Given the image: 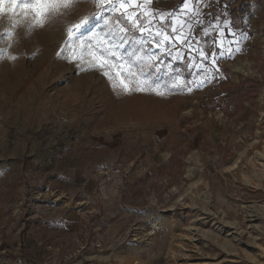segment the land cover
<instances>
[{"label":"rangeland","instance_id":"rangeland-1","mask_svg":"<svg viewBox=\"0 0 264 264\" xmlns=\"http://www.w3.org/2000/svg\"><path fill=\"white\" fill-rule=\"evenodd\" d=\"M207 11L249 38L199 87L194 51L157 48L107 5L79 0L27 35L19 9L14 29L0 13V264H264V0ZM93 15L72 61L67 29ZM191 22L193 50L210 48ZM89 45L117 67L81 71ZM150 55L151 88L114 92L102 72Z\"/></svg>","mask_w":264,"mask_h":264},{"label":"snow or ice","instance_id":"snow-or-ice-1","mask_svg":"<svg viewBox=\"0 0 264 264\" xmlns=\"http://www.w3.org/2000/svg\"><path fill=\"white\" fill-rule=\"evenodd\" d=\"M79 2V0H0V13H9L10 23L9 28H16L20 22L14 19L17 15V10L23 14V25L25 27V34L30 33L34 28L43 27L50 16L61 14L62 9H68L73 4ZM98 7L107 5L113 11H120L121 16L126 20L134 29H138L141 35L147 33L153 37L155 46L159 48L161 45L169 47L170 45H186L189 52L194 51L195 55L199 57V62L193 63V67L201 70L204 73V80H201L200 84L205 80L210 81L213 77V71L218 72V57L224 56L226 53L231 54L232 45H238L240 39H248V34L239 31L237 25L219 14L208 12L207 9L212 7V0H181V6L177 12H158L150 7L155 3V0H93ZM205 18L208 19V23L205 25ZM95 19V15L92 17H84L79 23L72 25L67 29L68 39L65 41V48L71 51V60H79L84 63V51L85 42L81 41L80 54L77 55V50L71 47L75 43L77 34L82 29H87V25L91 20ZM191 21H195V25L199 26L200 31L204 36L210 37L212 40V46L210 48L196 47L194 50L189 43L190 34L193 32L194 25ZM214 21V23H213ZM119 30L125 32L126 29L120 25H117ZM155 28V31H153ZM14 35V31L5 30L0 33V40L9 38ZM226 36H231L233 39L228 40L225 45ZM194 39V38H193ZM198 43V42H197ZM11 46V45H9ZM64 49L61 50V52ZM7 49L0 48V58L4 57ZM236 51H240L237 47ZM58 53L57 55H60ZM87 54L91 58L87 61L89 67L81 68V71H87L91 67L105 69L113 68L117 66L110 64L109 59L103 54L97 55L95 51L89 48ZM171 53L169 52V55ZM111 57H115L116 53L111 52ZM9 60H15V56H8ZM195 60V57H192ZM159 58L155 55L140 56L137 58L136 63H129L127 65L120 64L119 70L115 72L113 76L109 71H103L102 74L109 80L110 86L114 92L120 94H131L132 92H144L151 88L148 81L144 79V67H155ZM207 62V63H205ZM137 64L141 65L139 72L133 69L137 67ZM133 85H135L133 87ZM155 91V89H152ZM191 90V89H189ZM157 95H163V93L157 92Z\"/></svg>","mask_w":264,"mask_h":264},{"label":"bare ground","instance_id":"bare-ground-1","mask_svg":"<svg viewBox=\"0 0 264 264\" xmlns=\"http://www.w3.org/2000/svg\"><path fill=\"white\" fill-rule=\"evenodd\" d=\"M155 225H156V228H157V226H160V224L158 222H155Z\"/></svg>","mask_w":264,"mask_h":264}]
</instances>
